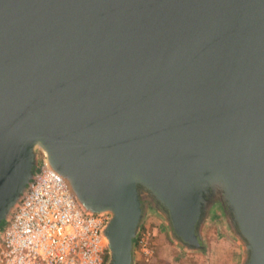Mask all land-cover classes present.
Instances as JSON below:
<instances>
[{"label":"water","instance_id":"water-1","mask_svg":"<svg viewBox=\"0 0 264 264\" xmlns=\"http://www.w3.org/2000/svg\"><path fill=\"white\" fill-rule=\"evenodd\" d=\"M44 167L107 217L105 264L155 214L202 252L215 209L264 264V0H0V237Z\"/></svg>","mask_w":264,"mask_h":264},{"label":"built area","instance_id":"built-area-1","mask_svg":"<svg viewBox=\"0 0 264 264\" xmlns=\"http://www.w3.org/2000/svg\"><path fill=\"white\" fill-rule=\"evenodd\" d=\"M106 220L84 213L59 174L39 169L4 225L0 264H105ZM152 237V232L143 230L136 242L135 253L144 262L153 255Z\"/></svg>","mask_w":264,"mask_h":264},{"label":"rangeland","instance_id":"rangeland-1","mask_svg":"<svg viewBox=\"0 0 264 264\" xmlns=\"http://www.w3.org/2000/svg\"><path fill=\"white\" fill-rule=\"evenodd\" d=\"M149 210L150 209H147L145 211ZM4 225L5 224L3 223L2 227ZM143 230H149L153 234V237L150 240V242L152 243L153 255L152 257H150L148 262H144L143 257H141L139 254H136L134 251L135 264H186L188 263V261H191L194 258H197L202 262H209L212 260V258H214V253L218 252L224 253L225 259L228 258L229 260H231V264H233L232 262L234 261V264H237L238 255H229L231 249L235 250V246L231 244L228 240L223 238L224 234H226V226L223 222L220 209L214 210L213 216L211 217L209 223L204 229V249L202 252L186 251L183 248L179 247L177 244H175V242L169 235V226L167 225L165 220L158 214L148 215L141 231ZM210 239H213V242H211ZM226 241H228L229 247L223 246L218 248L219 243ZM214 246H216L215 249Z\"/></svg>","mask_w":264,"mask_h":264},{"label":"crops","instance_id":"crops-1","mask_svg":"<svg viewBox=\"0 0 264 264\" xmlns=\"http://www.w3.org/2000/svg\"><path fill=\"white\" fill-rule=\"evenodd\" d=\"M223 238H225V237H223ZM210 241L213 242V239H210ZM228 244H229L228 241L221 242V243L218 244V248L219 247H223V246H228ZM215 248H216V246H214V249ZM231 254L239 255V251L237 250V248H235V250L234 249L233 250L231 249V251L229 252V255H231ZM214 258H212V260L209 261V262H206V261L205 262H202L201 260H199L197 258H194L191 261H188V263H186V264H231V260H229L228 258L225 259V254L222 253V252L214 253ZM232 263L234 264L235 261L232 262Z\"/></svg>","mask_w":264,"mask_h":264},{"label":"flooded vegetation","instance_id":"flooded-vegetation-1","mask_svg":"<svg viewBox=\"0 0 264 264\" xmlns=\"http://www.w3.org/2000/svg\"><path fill=\"white\" fill-rule=\"evenodd\" d=\"M142 204H143V207H144L145 210H147V209H155V207L153 206V204L150 203V202L143 201ZM170 230H171V228H170ZM203 249H202V251H203Z\"/></svg>","mask_w":264,"mask_h":264}]
</instances>
